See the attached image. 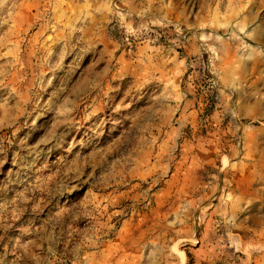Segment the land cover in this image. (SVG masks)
Here are the masks:
<instances>
[{"label":"rangeland","instance_id":"rangeland-1","mask_svg":"<svg viewBox=\"0 0 264 264\" xmlns=\"http://www.w3.org/2000/svg\"><path fill=\"white\" fill-rule=\"evenodd\" d=\"M256 101L264 0H0V264H264Z\"/></svg>","mask_w":264,"mask_h":264},{"label":"crops","instance_id":"crops-1","mask_svg":"<svg viewBox=\"0 0 264 264\" xmlns=\"http://www.w3.org/2000/svg\"><path fill=\"white\" fill-rule=\"evenodd\" d=\"M181 27L180 25H168L161 29V39L157 40L159 44H154V42H150L149 40H143L147 42V47L150 49V56L152 61L155 59V50L157 51V59L161 58V56L168 55L171 58H174V64L171 65L169 69L168 75H165V72H159L155 73V71H152L150 77L152 79L160 80L161 84L167 85L170 87L169 90L172 91V95L175 99L182 98L181 89H179L178 83L181 82V73H177V69L182 70V56H180V48L182 46L185 47L188 55H197L200 53L199 46L196 44V42L193 39H190V37L186 38L185 41L182 39V35L180 33ZM96 36V34H95ZM111 42H113V39H111ZM161 41V42H160ZM151 43V44H148ZM185 44V45H184ZM144 45H142L143 47ZM166 47H168V50H166ZM137 50V46L135 47ZM144 49V47H143ZM195 86L192 87V93H193V99H198V101H201L202 99V86L199 84H194ZM191 100H184V103L181 104V100L177 101L173 104L172 108L177 109H184L185 106H190ZM258 101H256V108L254 111V114L260 118H263L264 116V110L262 108V103L260 106L257 104ZM192 108V109H191ZM186 109V108H185ZM199 106L196 107L194 104L191 105L189 112L193 113L194 111L198 112ZM227 128H228V135L230 137V140L233 141L236 138L240 141L244 142L245 146H247V143H254V149L255 151H263L264 150V123L259 122V124H247L246 121H242L240 119H237L236 117H231L228 119L227 122ZM246 150V149H245ZM248 191V190H247ZM245 191V192H247ZM252 195V194H251Z\"/></svg>","mask_w":264,"mask_h":264}]
</instances>
